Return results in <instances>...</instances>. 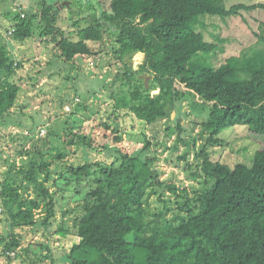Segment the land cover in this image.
<instances>
[{"label":"trees","instance_id":"trees-1","mask_svg":"<svg viewBox=\"0 0 264 264\" xmlns=\"http://www.w3.org/2000/svg\"><path fill=\"white\" fill-rule=\"evenodd\" d=\"M17 1H0L1 14L13 22L7 33L15 29L7 36L19 43L45 40L65 63L78 57H96L109 29L116 31V58L125 67L115 96L120 111L129 110L140 121L153 125L172 120L188 95L199 97L208 106L201 141H184L181 123L176 130L168 128L171 136L180 132L178 143L187 149L194 146L196 170L192 176L203 181L193 194L167 186L178 200L173 221L159 223L157 219L165 217L163 211L150 218L149 201L165 187L156 158L149 153L151 142L129 153L117 145H101L74 133L68 123L62 135L50 126L48 134L41 132L40 136L50 135L62 144L51 141L45 151L27 150L22 167H11L0 182V207L8 228L0 235V248L6 261L20 257L19 250L28 257L37 250L31 264H46L49 259L57 264L51 245L22 249L23 238L15 231L37 226L51 230L59 204L63 219L54 235H60L59 242L68 239L63 210L75 204L83 211L75 224L79 241L64 248L61 264H264V22L261 32L254 33V47L216 67L205 65L215 47L193 30L201 16L227 22L244 12L264 11V3L227 8L225 0H112L109 4L71 0L79 19L67 32L61 26L65 17L56 4L59 0H30L34 8L27 11L22 3L16 4V11L12 6L8 9L9 2ZM67 8L73 10L71 4ZM9 44L0 31V126L4 128L13 121L21 92L12 79L23 67L10 55ZM138 54L144 60L136 70L127 60ZM145 76L150 78L148 82ZM105 126L109 130V125ZM238 127L247 128L248 138L259 146L252 165L231 167L213 161L208 149L222 145L220 135ZM30 131L34 133L35 128ZM116 141L122 142L121 137ZM74 147L81 148L84 164L67 165L53 176V165L65 161ZM95 153L97 157L92 158ZM187 155L182 158L186 160ZM187 165L194 169V165ZM31 186L36 196L25 198L22 190ZM159 200L167 206L161 197ZM64 201H68L66 206ZM38 213L44 214L42 222L36 218Z\"/></svg>","mask_w":264,"mask_h":264},{"label":"rangeland","instance_id":"rangeland-1","mask_svg":"<svg viewBox=\"0 0 264 264\" xmlns=\"http://www.w3.org/2000/svg\"><path fill=\"white\" fill-rule=\"evenodd\" d=\"M33 1L9 2L8 9L12 6L16 11V4L18 6L22 3L24 10L27 11L28 8H34ZM81 1L87 4L88 2L97 3L98 0ZM103 1L109 4L112 0ZM258 3H264V0H225L227 8L239 4L249 6ZM59 4L65 17L61 26L70 32L74 21L79 19L76 5L71 0H59ZM70 4L73 10L67 8ZM4 6L7 7L5 4ZM227 20L226 22L222 18L205 15L199 17L198 22L193 26V30L201 34L205 42L215 47V51L206 57L207 67H216L221 61L241 56L244 51L254 47L257 44L254 33L261 32L260 25L264 22V11L244 12L242 16ZM12 23L1 14L0 10V31L6 38V42L10 43L8 45L10 55L23 63V67L18 68L12 79L21 87L12 113L13 121L5 128L0 126V182L6 178L11 167L14 165L16 169L22 167L23 160L27 159L23 156L26 155L27 150L45 151L52 144H62L58 138L47 135L49 126L50 129L52 127L53 131L62 135L68 123L72 126L74 133L95 139L101 145L110 147L117 145L129 153L139 150L149 141L151 142L149 153L156 158L155 166L160 171L159 179L165 186L157 194L152 195L149 201L150 218L152 214L163 211L165 217L157 221L159 223L163 220L173 221L178 214V200L167 186L175 185L181 191L187 189L193 194L194 190L202 187L203 181L195 180L192 176L196 170L194 146L190 145L187 149L184 143H178L180 132L171 136L168 128L176 130L177 124L181 123L184 129L182 132L184 141H191L192 144L194 139L201 141L202 123L207 118L204 111L208 106L207 103L199 97L194 98L188 95L187 99L180 103L179 111L173 113L172 120L153 125L146 124L129 110L120 111L116 108L115 96L119 94L121 83L119 78L125 74V67L116 58V31L109 29L103 48L96 57H78L72 63H65L57 58L53 44L45 40H26L22 45L19 42H13L6 35L8 30L13 28ZM72 38L77 39L76 35H72ZM143 60V56L138 54L127 62L138 70ZM144 78L146 82L150 80L148 76ZM105 125H109V130ZM31 127L35 128L34 133L30 131ZM42 131L47 133L45 137L40 136ZM204 136L208 137L209 133ZM117 137H121L122 142H117ZM220 139L223 142L222 145L208 149L213 161H220L231 167L239 163L252 165L259 146L248 138L247 128L226 130L220 135ZM186 152L188 155L184 160L182 157ZM90 156L95 158L97 154ZM85 159L81 148L74 147L65 161L53 165L52 174L56 177V173L63 172L65 166L82 165ZM187 164L194 165V169L190 170ZM47 187L54 190L52 183H48ZM22 195L28 199L35 197L34 186H31L28 191L22 190ZM159 197L167 202V206L160 202ZM67 202L64 201L63 206H66ZM58 207L57 218L51 230L37 226L18 229L15 233L23 238L22 249L42 243L51 245L54 249V259L58 262L57 264H61L59 259L64 248L69 249L74 241H79L76 237L75 224L76 220L83 216V211L75 204L72 207L71 205L65 207L63 210L66 214L65 228L69 234L68 239L59 242L60 235L54 234L57 233L59 224L62 222L63 212ZM36 218L42 222L44 214L38 213ZM4 219L5 215L0 207V235L6 233L8 229ZM36 251L33 250L28 257L23 250H19L20 257L12 258L13 260L9 263L2 256L0 248V264H31L36 257ZM47 253L48 251H45L43 256L45 257ZM44 262L51 264V259Z\"/></svg>","mask_w":264,"mask_h":264},{"label":"built area","instance_id":"built-area-1","mask_svg":"<svg viewBox=\"0 0 264 264\" xmlns=\"http://www.w3.org/2000/svg\"><path fill=\"white\" fill-rule=\"evenodd\" d=\"M14 30H15V29H11V30L9 31V33H7L6 35H11V34L14 32ZM42 134H45V131H42Z\"/></svg>","mask_w":264,"mask_h":264},{"label":"water","instance_id":"water-1","mask_svg":"<svg viewBox=\"0 0 264 264\" xmlns=\"http://www.w3.org/2000/svg\"><path fill=\"white\" fill-rule=\"evenodd\" d=\"M56 4H59V2H57Z\"/></svg>","mask_w":264,"mask_h":264},{"label":"crops","instance_id":"crops-1","mask_svg":"<svg viewBox=\"0 0 264 264\" xmlns=\"http://www.w3.org/2000/svg\"><path fill=\"white\" fill-rule=\"evenodd\" d=\"M21 45L23 44V43H20Z\"/></svg>","mask_w":264,"mask_h":264}]
</instances>
